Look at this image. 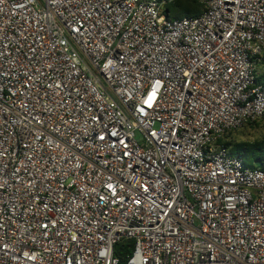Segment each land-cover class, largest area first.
<instances>
[{
  "label": "built area",
  "instance_id": "built-area-1",
  "mask_svg": "<svg viewBox=\"0 0 264 264\" xmlns=\"http://www.w3.org/2000/svg\"><path fill=\"white\" fill-rule=\"evenodd\" d=\"M176 1L0 0V264H264V0Z\"/></svg>",
  "mask_w": 264,
  "mask_h": 264
},
{
  "label": "trees",
  "instance_id": "trees-1",
  "mask_svg": "<svg viewBox=\"0 0 264 264\" xmlns=\"http://www.w3.org/2000/svg\"><path fill=\"white\" fill-rule=\"evenodd\" d=\"M171 11L170 18H183V17H193L201 14L202 5L197 0H177L175 4L169 7ZM259 82L264 83L258 77ZM260 123V122H254ZM251 124V123H249ZM264 124V123H262ZM225 145L229 148L232 154H240L245 158V163L249 167L259 168L264 170V141L256 144H244L236 147L228 145L224 142ZM253 157L259 163L258 166H254L248 162V158ZM129 251L128 245L121 244L117 247V255H124Z\"/></svg>",
  "mask_w": 264,
  "mask_h": 264
},
{
  "label": "rangeland",
  "instance_id": "rangeland-1",
  "mask_svg": "<svg viewBox=\"0 0 264 264\" xmlns=\"http://www.w3.org/2000/svg\"><path fill=\"white\" fill-rule=\"evenodd\" d=\"M257 73H258L259 78L263 81L264 80V58L257 65ZM263 141H264V124L262 123L247 124L241 129L230 132L225 138V142L228 145L233 146V147L244 145V144H247V145L256 144V143H260ZM247 160L250 164L254 166L259 165L256 159L253 157H249Z\"/></svg>",
  "mask_w": 264,
  "mask_h": 264
}]
</instances>
